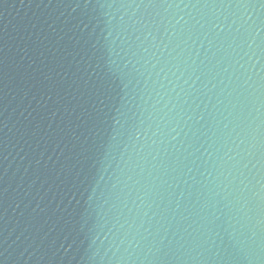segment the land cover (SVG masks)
I'll return each mask as SVG.
<instances>
[{
	"label": "water",
	"instance_id": "1",
	"mask_svg": "<svg viewBox=\"0 0 264 264\" xmlns=\"http://www.w3.org/2000/svg\"><path fill=\"white\" fill-rule=\"evenodd\" d=\"M0 264H264V0H0Z\"/></svg>",
	"mask_w": 264,
	"mask_h": 264
}]
</instances>
